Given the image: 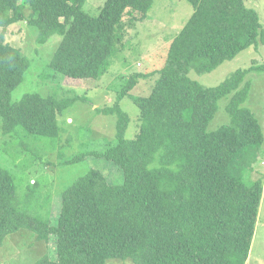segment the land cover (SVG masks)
<instances>
[{
	"label": "trees",
	"instance_id": "16d2710c",
	"mask_svg": "<svg viewBox=\"0 0 264 264\" xmlns=\"http://www.w3.org/2000/svg\"><path fill=\"white\" fill-rule=\"evenodd\" d=\"M192 12L171 38L164 65L134 73L111 106L96 108L116 116L114 139L99 149L74 154L67 162L93 157L122 171L109 183L89 166L60 193L57 220L20 207L11 173L0 166V247L4 238L28 229L38 240H54L55 258L33 264H106L109 258L134 264H245L262 195V179L249 181L263 142L258 119L244 106L251 72L264 63L237 68L208 86L190 77L203 74L242 50L264 44V28L246 0H188ZM154 0H105L95 12L86 0H0V28L23 19L37 28V41L61 39L49 62L53 76L98 82L124 54L125 27L148 16ZM130 46V45H129ZM30 64L21 51L0 40V119L2 133L22 128L59 145L60 111L77 98L31 92L18 101L11 93ZM153 77L146 95H130L139 110L138 132L125 137L129 123L120 100L141 78ZM243 83V85H241ZM229 121L212 131L208 123L218 101ZM248 181V182H247Z\"/></svg>",
	"mask_w": 264,
	"mask_h": 264
},
{
	"label": "rangeland",
	"instance_id": "374dc122",
	"mask_svg": "<svg viewBox=\"0 0 264 264\" xmlns=\"http://www.w3.org/2000/svg\"><path fill=\"white\" fill-rule=\"evenodd\" d=\"M104 1L86 0L85 7L95 12ZM246 2L256 9L264 28V0ZM191 12L188 0H156L144 21L124 29L123 39L129 43L124 54L129 66L124 65L122 58L114 59L98 82L53 76L49 62L61 36L55 34L43 43L38 42L37 28L27 21L29 8L25 7L22 20L0 28V40L18 48L30 61L22 81L11 93L12 102L31 92L42 96L55 93L58 98L70 97L74 93L83 97L68 104L58 114L60 146L52 150L50 139L27 134L20 127L13 134H3L0 119V166L11 173L19 205L28 214L40 212L49 215L52 223H55L60 209V193L84 174L89 166L99 169L109 183L122 182V171L112 162L93 157L77 162L67 161L74 154L99 149L114 139L116 116L99 113L95 109L111 106L130 75L149 73L164 65L171 38ZM252 63H264V44L256 49L250 46L242 50L210 72L198 74L191 70L189 75L204 85L212 86L235 69L247 68ZM244 81H249L251 87L243 105L255 114L263 133L259 156L247 175L249 181L262 179L263 190L245 264H264V72L251 71ZM152 83L153 77L139 79L130 94L119 102L130 119L125 131L126 138L135 136L140 123L138 107L130 95H146ZM230 96L226 95L218 101V109L208 123V131L229 121L225 106ZM54 244L53 239L38 240L36 234L28 229L9 233L0 247V264H33L44 254L55 258ZM106 264L134 263L130 259L109 258Z\"/></svg>",
	"mask_w": 264,
	"mask_h": 264
},
{
	"label": "crops",
	"instance_id": "0c3cea01",
	"mask_svg": "<svg viewBox=\"0 0 264 264\" xmlns=\"http://www.w3.org/2000/svg\"><path fill=\"white\" fill-rule=\"evenodd\" d=\"M155 1H156V0H154V2H155ZM154 2H153V4H154ZM153 4H152V5H153ZM189 16H190V15H189ZM189 16H188V17H189ZM186 20H187V19H186ZM184 23H185V22H184ZM182 26H183V24H182L180 27H182Z\"/></svg>",
	"mask_w": 264,
	"mask_h": 264
}]
</instances>
